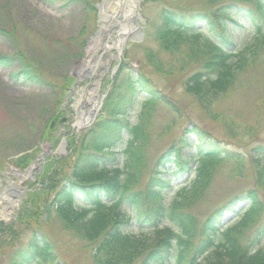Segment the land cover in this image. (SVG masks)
I'll use <instances>...</instances> for the list:
<instances>
[{"label":"trees","instance_id":"trees-1","mask_svg":"<svg viewBox=\"0 0 264 264\" xmlns=\"http://www.w3.org/2000/svg\"><path fill=\"white\" fill-rule=\"evenodd\" d=\"M46 1L56 3L55 0ZM203 1L219 6L214 12L188 18L164 10L161 15L163 29L158 32L157 39L165 51L180 54L185 49L180 63L184 59L189 63L201 62L200 70L188 78L185 86L207 114L218 99L235 87L239 77L257 63L263 44L242 51L236 48L229 29L243 20L255 27L260 22L262 25L258 27L262 29L264 0ZM0 34L7 33L0 30ZM261 39L264 43V35ZM19 56V67H15L16 56H1L0 67L10 70L13 79H20L22 83L27 82L41 90L52 87L31 59L23 54ZM147 60L154 64L157 58L149 54ZM186 66L182 70L190 67ZM161 67L156 64L155 69L160 72ZM125 70L122 68L115 77L99 120L85 133L81 132L78 138H82L81 145L80 142L76 144L71 156H68L69 150L67 156L60 158L61 163L54 162L62 168L68 165L70 173L53 172L52 186H56V190L52 199L48 191L46 196L32 199L17 219L19 233L17 229H5L0 225V248L7 244L3 237L9 236L13 241L20 232L26 235L33 230L32 224L40 223L33 231L29 245L17 255L13 264H60L42 223L48 222L55 213L67 231L92 245L94 264H264V224L262 229L246 238L250 240L248 244L243 242L262 213L257 190H251L215 211L203 224L190 211L210 188L218 164L234 162L239 175H243L245 157L233 155L235 153L223 148L222 143L205 130L194 126L184 132L197 140L194 152L186 153L191 145L184 136L150 166L152 142L147 130L152 127V111L157 105L168 106L175 113L178 111L143 73L129 72L120 79ZM139 89L145 98L134 124L130 117L135 115L132 112L135 99L139 101L135 98ZM54 119L60 121L59 115ZM76 137L78 135L70 138L71 144L76 143ZM122 144L125 147L120 153L124 160L120 166L116 149ZM252 156L256 184L258 188H264V146H256ZM25 158L15 160V168L24 169ZM193 161L198 164L194 180L189 187H181L171 206L166 208L163 192L174 182L166 175L178 178L189 174ZM171 164L173 170L167 171ZM41 177L38 181L50 176L44 173ZM245 202L247 207L240 219L235 224L223 226L225 213H235L237 206ZM127 207L134 214L129 215ZM164 218L174 226L160 229L158 224ZM134 222L139 232L154 230L135 234ZM206 254L202 262L198 260Z\"/></svg>","mask_w":264,"mask_h":264},{"label":"rangeland","instance_id":"rangeland-1","mask_svg":"<svg viewBox=\"0 0 264 264\" xmlns=\"http://www.w3.org/2000/svg\"><path fill=\"white\" fill-rule=\"evenodd\" d=\"M55 1L56 3H48L46 0H0V30L7 33L0 34V57L16 56L17 68L20 66L17 60L19 54L25 55L32 60L47 82L52 84V87L41 90L27 82L22 83L20 79H13L10 70L0 67V192L4 194L8 186L17 190L13 193L14 209L10 206L12 209L9 213H12L6 219L11 223L4 228L12 227L19 233L17 219L31 204L32 199L40 195L46 196L48 192L52 199L56 190V186H52L53 172L64 175L70 173L68 165H63L62 168L61 164L55 163V166L54 162L61 163L60 158L67 156L69 150L71 152L68 156H71L76 144L82 143V138L78 139L81 132L85 133L90 128L78 129L80 113L87 114L89 106H94L100 101L99 98L104 102L103 96L110 92L118 72L126 68L120 79L130 74L129 72L143 73L178 111L175 113L165 105H157L152 111V127L147 130L152 142L149 151L150 166L184 136L189 143L196 144L194 136L184 134L186 130H192L194 126L205 130L216 141L221 142L223 148L235 153L233 155L245 157L244 171L243 175H239L234 162L218 164L210 188L190 209L191 213L203 224L215 211L247 192L257 190L262 213L245 239L259 231V228L262 229L264 188H258L256 184L252 163L254 148L264 146V43L261 39L263 35L258 33L257 27L243 20L240 25H233L229 29L235 46L240 50L263 44L262 49L257 63L241 75L235 87L218 99L211 113L206 114L197 99L186 91L185 86L188 78L200 70L201 62L189 63L184 59L180 63V56L184 55L182 52L185 49L180 54L163 50L157 34L163 29L161 15L164 10L188 18L195 14L214 12L219 4L212 6L203 0H142L140 18L136 22L137 31L125 40L120 54L117 49H111L110 52L106 48V44L112 43L113 39L109 37L111 30H106L104 34L101 31L104 21L98 6L104 0ZM99 36L100 39H97ZM95 39L100 42H96L89 57L88 49ZM110 53L111 58L108 57ZM149 54L156 56L154 64L148 62ZM156 64L162 65L160 72L155 69ZM185 64L190 67L182 70ZM91 86L94 90L92 92ZM138 96L145 97L142 93ZM99 109L96 120L103 113L102 107ZM57 114L60 121L55 122L54 116ZM130 121L136 124V115L131 116ZM75 135H78L75 138L78 140L71 144L70 138ZM186 152H192V149H187ZM21 157H26L24 160L27 163L24 169H20L24 171V176H12V169H17L14 161ZM120 160L122 163L124 156H120ZM38 163L39 168L36 167ZM195 166L196 163L191 164L192 168ZM167 169L171 170L172 167ZM44 173L50 177L37 181ZM194 176L193 172L188 179L183 177L172 183L173 188L166 191V206L173 202L180 187L186 183L189 185ZM16 194L20 195V202ZM6 202L0 201L1 212ZM246 206V203L239 204L236 213L227 214L224 223L235 222L237 215ZM54 214L48 222L42 223L48 241L55 247L54 253L60 264H94L92 245L67 231ZM0 216L2 218L1 213ZM1 218L0 221L3 220ZM164 223L169 222L166 220ZM38 227L40 223L32 224L31 232L26 235L20 232L17 237L12 238L13 241L9 236L3 237L7 244L0 248V264L16 262L17 255L27 248L33 231ZM143 232L149 233L148 229ZM143 232H139L137 227L133 230L135 234ZM245 239L243 242L248 244L250 240Z\"/></svg>","mask_w":264,"mask_h":264},{"label":"bare ground","instance_id":"bare-ground-1","mask_svg":"<svg viewBox=\"0 0 264 264\" xmlns=\"http://www.w3.org/2000/svg\"><path fill=\"white\" fill-rule=\"evenodd\" d=\"M139 5L140 0H105L101 11L104 21L101 25V31L104 34L106 30H111L109 37L113 39L112 43L106 44L107 50L117 49L121 51L124 48L125 40L137 31V24L133 23V17L137 15ZM97 39H100V36ZM96 42L99 43L100 41L95 39L88 49L89 57Z\"/></svg>","mask_w":264,"mask_h":264},{"label":"water","instance_id":"water-1","mask_svg":"<svg viewBox=\"0 0 264 264\" xmlns=\"http://www.w3.org/2000/svg\"><path fill=\"white\" fill-rule=\"evenodd\" d=\"M141 2H142V0H140V4H141ZM104 3H105V0H104L103 4H102L101 6H98V8H99L101 11H102V7L104 6ZM139 11H140V5H139L138 8H137V13H136L137 15H136L135 17H133V23H134V24H136V23H135V22H136V18L139 17V15H140V14H139ZM122 50H123V49H121L120 54H121ZM108 57L111 58V53L108 54ZM95 116H96V114H93V118H92V120L95 119Z\"/></svg>","mask_w":264,"mask_h":264}]
</instances>
